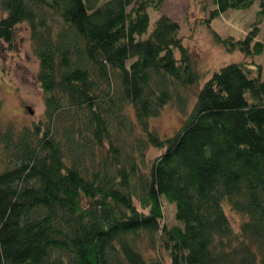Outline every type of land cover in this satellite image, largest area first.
<instances>
[{
  "label": "trees",
  "instance_id": "16d2710c",
  "mask_svg": "<svg viewBox=\"0 0 264 264\" xmlns=\"http://www.w3.org/2000/svg\"><path fill=\"white\" fill-rule=\"evenodd\" d=\"M210 1L207 25L253 0ZM160 2L0 0L7 45L17 22L28 26L43 100L29 123L0 124V264H264L259 64L212 68L187 108L199 73L178 21L159 12L145 30L146 6ZM256 3L243 34L210 26L213 37L243 55L262 51ZM169 100L183 115L159 134L148 116Z\"/></svg>",
  "mask_w": 264,
  "mask_h": 264
},
{
  "label": "rangeland",
  "instance_id": "374dc122",
  "mask_svg": "<svg viewBox=\"0 0 264 264\" xmlns=\"http://www.w3.org/2000/svg\"><path fill=\"white\" fill-rule=\"evenodd\" d=\"M211 5L210 0H161L158 7L146 6L149 19L146 31L153 25L154 18L159 12H165L178 21V33L190 51L193 67L199 73L197 80L186 89L190 94L186 104L187 108L194 96L193 90L202 83V79L211 72L212 68L224 61L244 57L251 58L254 61L252 67L254 68L258 63L261 76L264 77V48L250 56L243 55L239 49H228L217 41L210 29V26L215 28L220 35L238 36L243 34L255 16L256 0L247 6H231L221 9L210 17L209 25H207L204 17ZM263 24V20L258 22L259 27L255 36L262 37ZM12 36L13 40L10 46L0 38V124L5 126L8 122L18 127L39 116L42 112L43 100L42 89L35 76L37 58L30 46L28 26L25 21L15 24ZM130 114L132 115V108H130ZM182 115L183 111L172 100H169L163 102L155 114H150L148 121L159 134L170 133L181 121ZM146 150L149 157L158 151L151 145ZM161 204L164 219L168 223L175 222L177 218L173 214V201L161 194ZM143 247L149 253L156 249L145 247L144 243ZM158 252L160 254L161 250ZM162 257L167 260L166 256Z\"/></svg>",
  "mask_w": 264,
  "mask_h": 264
},
{
  "label": "water",
  "instance_id": "95a60500",
  "mask_svg": "<svg viewBox=\"0 0 264 264\" xmlns=\"http://www.w3.org/2000/svg\"><path fill=\"white\" fill-rule=\"evenodd\" d=\"M28 110H31L30 108H28Z\"/></svg>",
  "mask_w": 264,
  "mask_h": 264
}]
</instances>
